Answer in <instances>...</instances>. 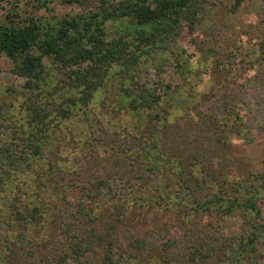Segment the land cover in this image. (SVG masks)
<instances>
[{
  "label": "rangeland",
  "instance_id": "374dc122",
  "mask_svg": "<svg viewBox=\"0 0 264 264\" xmlns=\"http://www.w3.org/2000/svg\"><path fill=\"white\" fill-rule=\"evenodd\" d=\"M66 1L19 0V21L30 14L44 23L85 16L98 5L122 0ZM195 5L193 21L183 18L169 27L168 33L155 37L152 44L137 43L138 28L126 29L131 25L127 19L106 21V40L128 34L124 41L133 53V68L119 73L113 67L86 106L70 107L65 99L71 98L67 88L58 86L60 75H52L50 82L56 93L49 91L44 96L46 90L42 89L40 103H56L53 107L68 108L69 114L63 120L57 117L55 124L48 122L36 135L25 115L28 99L36 92L25 88L24 80L11 73L10 61L0 55V158L6 149L10 159H24L19 158L18 173L12 172L15 163L3 166L11 172L3 180L7 188L0 189V234L1 238L7 235L30 242L23 248L27 253H16L8 264L37 260L44 264L51 257L62 259L55 264H72L70 258H61L60 240L44 242L56 222L50 209L59 202L61 214L55 208L53 212L67 225L83 227L93 222L99 228L91 233L83 231L72 240L79 246L75 251L82 253L78 258L81 264H102L107 252L111 264H234L230 251L238 247L241 238L246 243L252 237L264 242L258 230V225L264 224V52H260L264 0H196ZM7 10L0 8V25H9ZM139 30L144 36L151 32L150 26ZM42 64L51 67L48 59ZM185 92L190 93L187 99ZM235 115L238 121L233 119ZM161 119L170 125L161 140L165 152L163 157L155 154L147 158L135 144L148 145L151 123ZM138 129L144 136H137ZM36 148L37 157L33 154ZM169 152L183 156L182 160L193 153L205 158L185 169L188 176L177 177L170 168ZM119 173H125V179ZM235 179L255 186L249 189H256V213L244 197L241 204L234 201L228 211V203L222 202L206 213L195 211L194 204L184 198L195 193L197 201L203 203L214 195L221 197L225 191L232 192L228 183ZM104 182L103 190L99 184ZM36 184L48 216L39 223L25 220L23 225H13L7 203L16 195L17 207L28 211L30 197L37 196ZM119 186L129 204L123 218L110 215L92 221L91 214L77 215L78 203L93 216L102 207L110 208L106 191ZM165 193L164 206L160 198ZM222 199L227 201L224 196ZM7 220L10 227L2 223ZM1 238L0 264H4ZM135 247L143 252L138 253ZM246 249V257L236 264H264V245ZM193 250L199 252L198 257L191 255L190 260L187 253ZM206 252L213 253V258L203 260Z\"/></svg>",
  "mask_w": 264,
  "mask_h": 264
},
{
  "label": "trees",
  "instance_id": "16d2710c",
  "mask_svg": "<svg viewBox=\"0 0 264 264\" xmlns=\"http://www.w3.org/2000/svg\"><path fill=\"white\" fill-rule=\"evenodd\" d=\"M51 1V0H50ZM62 1V0H61ZM71 0H67L66 2H70ZM2 3V5H1ZM19 0H0V8L4 6L8 8L7 14H9L10 18L8 19L9 25H0V55L5 56L10 63L12 64L11 73L19 78L24 80V86L29 91L36 92V95L33 97H29L30 105L25 108V115L28 117L29 122L33 124L31 126L32 134L36 135L38 132L43 131L49 125L48 122L52 121L53 124L56 122V118L60 117V120H63L68 113V108H60L53 107L56 106V103H52L51 105L43 106L40 102L42 89L46 90L44 96H47L48 92L50 94H55L56 88L52 86L50 80H52V75L59 74L60 81L59 87L63 90L65 87L66 93L70 94L69 97L65 98L70 107H74L76 105L86 106L89 99L95 94V92L102 87L106 78L111 74V69L114 67L118 69L120 72H127L133 68L131 59L133 57L132 51L128 49V45L125 43V39L128 36L127 33L122 36H118L116 39L106 40L104 38V24L108 20H124L127 19L129 22L128 27L126 29H135L138 28V32L134 37L137 43H153L154 38L159 36L160 34L168 33L169 27L173 25L179 24V22L183 21V18H190L193 21V17L196 15L194 9L199 6L196 4V0H122L117 2L116 4L107 5H98L96 9L88 13L85 16L75 15L74 17H67L66 19H60L52 22H42L38 19H35L31 14L21 21L19 19L22 16V13L19 9ZM194 6V8H192ZM20 11V13H19ZM17 18L19 23H16ZM15 22V23H14ZM121 22V21H120ZM150 26L151 32H149L146 36L143 35L142 31L139 29H143V27ZM124 28V30H126ZM125 38V39H124ZM264 52V44L261 45V51ZM48 59L50 62L49 68H45L42 64L43 59ZM57 86V88H58ZM145 90V89H142ZM64 92V93H65ZM190 93L185 92V98L187 99ZM60 105V104H58ZM53 112L55 115H53ZM235 121H238L237 116L233 117ZM168 122L166 119H161L160 121H156L155 123H151L152 133L147 135V139L149 140L148 145L144 146L142 143H137L139 148L144 152V156L147 158H152L155 154H159L162 156V152H165V144L163 143L162 136L164 132L167 130ZM240 132V131H239ZM168 136L170 133V129L167 131ZM137 136H144V134L139 133ZM264 140V139H263ZM163 145V147H162ZM37 147V146H36ZM39 148H36L33 151L35 157L38 156ZM14 152V150L12 149ZM169 151V150H168ZM169 154V159L171 161L170 168L173 171H176L175 174L177 177L181 175L188 176V166L193 167L199 164L202 159V155L197 154H187L184 160H182L183 156H174L172 152ZM2 155V154H1ZM0 155V156H1ZM14 155V154H13ZM11 155V156H13ZM186 155V156H187ZM137 157V156H136ZM24 160L23 158L19 157ZM18 157H14L10 159V155H8V151L5 149L3 152V156L0 158V189L3 191L7 188L6 182H3L5 179L9 178L11 169H5L3 166L10 167V164L16 165V169H13L12 172L18 173L20 171L21 160ZM5 160V161H3ZM9 164H7V163ZM236 164H239L238 162ZM151 160L148 162V168L151 169ZM4 169V170H3ZM127 172V171H122ZM125 173L120 174L119 176L125 179ZM185 175V176H186ZM129 180H132L131 176H126ZM117 178V179H121ZM39 179V178H38ZM42 181V180H39ZM228 183L229 188L232 190L231 193L224 192L221 197L212 196L209 201H205L203 203H199L196 199L195 193L191 195H186L185 200L189 199L190 202L194 204L193 208H196L195 211L200 213L210 212V208L212 210V206L214 204L222 202L228 203L227 211L230 207L234 206V201L238 204H241L244 200L249 203V208L255 210L256 213L258 209L255 205L256 197V189L251 190L249 188H253L255 186L248 184L243 181H238L235 179ZM107 182H104L99 187H102L103 190L106 189ZM160 184V183H157ZM38 184H36V192L32 200L29 201L28 205L29 210L25 211V208L22 209L26 218L23 219L24 215H22V211L19 207H17L16 202L18 199L16 195L13 196L8 202V212L9 216L12 217L11 222L14 225L15 223L18 226V222L24 221H36L37 223L42 222L44 218L48 216V213L44 211L45 205L42 202L43 199L38 198ZM179 187V186H178ZM244 187V188H243ZM101 188V189H102ZM161 192H165V188L161 187ZM191 189L189 188V191ZM100 191V190H99ZM106 191V190H105ZM80 192V189H79ZM106 193L110 194L107 197H110L108 201H110L109 207H102L97 213V216H93L90 212V209L87 211L81 207V204L77 205V215L86 216L91 214L92 221H96L99 217L104 216H119L123 218L127 215V205L128 199H126V195H124L122 188L114 187L113 191H106ZM234 193V194H232ZM133 194V193H132ZM225 197L226 200L222 199ZM168 198V193L161 195L160 201H165ZM141 201H144L140 198ZM56 202V201H54ZM59 202V201H58ZM60 203V202H59ZM54 203L53 208L50 209V213L54 216L56 222L54 223L53 233H48L46 235V240H50L51 244H54V241L60 240L61 250V258L68 257L72 261V264H81L80 256L82 253L75 251L78 248V245H75L72 240L82 235L81 233L84 231L86 233H91L98 231L99 228L97 225L90 223H86L83 225L70 226L67 225L63 218L55 217L53 212L54 208L57 209V214H61L58 210L61 207V204ZM127 203V204H125ZM58 204V205H56ZM119 204V205H116ZM140 207L137 211V214L140 213ZM89 211V213H88ZM259 214V213H258ZM50 216V215H49ZM28 217V220H27ZM8 220L5 223L2 221L4 226L10 227V223ZM52 223V221L50 222ZM261 231V234L264 235V224L258 225ZM256 229V228H254ZM1 238V234H0ZM1 244L4 246V264H8V261L18 252L27 253L23 248H27L24 246H29L28 241L24 239L18 238L11 239L7 235H2ZM245 241V242H244ZM243 243V247H241ZM247 241L241 238L239 240V245L236 249H231L230 254L234 256V261L239 263L243 261L246 257L248 250L246 247L254 248L257 245H264V242H261V239L258 237H252V241L246 243ZM16 244V246H15ZM38 244V243H37ZM151 245L149 244V247ZM15 247V249H14ZM136 251L138 253H142L141 249ZM145 248V247H144ZM29 250V248L27 249ZM145 250V249H144ZM194 252H188L190 260H192L191 255L194 257H198L196 253H199L197 250H193ZM236 251L239 253L236 254ZM68 256L67 254H69ZM244 252V253H240ZM58 256V253H56ZM156 255V254H155ZM214 254L210 252H206L202 257L205 259L213 258ZM153 257V254L150 255ZM157 258L159 261L160 259ZM51 257L50 261L44 260V264H55L56 261H62V259ZM156 259V260H157ZM41 260V259H40ZM35 262V261H34ZM39 260H37L33 264H39ZM110 255H103L102 264H111ZM20 264V263H18ZM25 264V263H24ZM84 264V263H83ZM233 264V263H232Z\"/></svg>",
  "mask_w": 264,
  "mask_h": 264
}]
</instances>
